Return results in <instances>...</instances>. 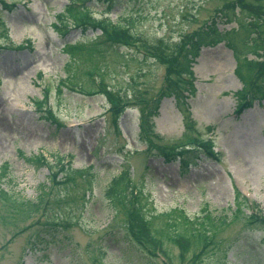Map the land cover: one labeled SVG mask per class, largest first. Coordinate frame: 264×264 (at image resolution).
<instances>
[{"label":"rangeland","instance_id":"1","mask_svg":"<svg viewBox=\"0 0 264 264\" xmlns=\"http://www.w3.org/2000/svg\"><path fill=\"white\" fill-rule=\"evenodd\" d=\"M71 3L0 0V175L3 167L6 171L0 183L36 200L50 173L47 166L26 159L37 154L50 160L65 156V162L71 159L75 169L84 171L50 194L47 219L73 223L69 228L60 224L55 239L33 246L42 225L17 234L33 219L17 224L0 219V264H96L93 258L105 264H166L127 251L109 233L116 210L105 188L125 168L148 197L150 213L184 209L195 216L206 203L213 210L234 209L238 186L264 214V90L257 94L251 89L252 84L264 88V65L253 64L244 75L237 71L239 61L264 62V0L86 2L93 17L129 26V44L113 45L98 28L84 29L68 20L69 27L62 26L60 15ZM214 21L222 40L203 47L193 69L195 94L180 105L175 96L161 98L182 44ZM21 44L25 47L18 48ZM70 74L79 86H60ZM90 89L98 92L90 94ZM244 89L248 106L238 112ZM47 95L39 108L35 101ZM49 109L53 119L47 118ZM151 139L176 154L187 149L190 139H213L222 156L194 157L184 168L179 159L167 160L150 150ZM60 195L67 199L57 205L54 199ZM8 214L9 208L0 204V217ZM123 217L119 212L117 219ZM155 225L163 226L162 220ZM220 236L232 245L227 258L215 247L200 260L193 262L190 253L181 262L178 247L172 246L171 264H264L262 226L238 221Z\"/></svg>","mask_w":264,"mask_h":264},{"label":"trees","instance_id":"2","mask_svg":"<svg viewBox=\"0 0 264 264\" xmlns=\"http://www.w3.org/2000/svg\"><path fill=\"white\" fill-rule=\"evenodd\" d=\"M90 0H72V3L67 6V13L61 14L59 22L64 27H69L71 22L77 26H92L102 31V38L108 43L113 45L114 42H128L131 40L129 26H121L119 23H115L109 17L95 18L93 17L91 9L85 5ZM77 3V4H76ZM9 8L11 6H8ZM68 14V15H66ZM66 20L70 22L67 23ZM131 23V22H130ZM221 32L217 27V23L214 21L206 28L201 29L191 35L187 42L182 44L179 55L180 57L172 61L169 68L168 84L163 91V96H175L178 104L186 101L185 97L195 94L196 89L194 81L192 79L194 74V65L197 63L198 58L201 55L203 47L208 45H214L222 40ZM226 34L223 33V40H225ZM104 43V41H102ZM231 46V44H230ZM25 44H21L18 48H24ZM235 49V46H231ZM72 50H76L77 47H72ZM156 50H159L156 48ZM160 49H162L160 47ZM238 52V49H235ZM160 51V50H159ZM149 53H151L149 51ZM162 53V52H161ZM167 56L166 54L162 53ZM169 59V57L167 58ZM247 61L245 63H238V73L244 75L246 69H252L253 64L264 65V62ZM261 74H264V66L261 69ZM94 72L88 71L89 76ZM75 79V74H70L66 80L61 81V85L69 83V85L77 87L78 83L72 81ZM68 80V82H67ZM81 88V87H80ZM251 89L257 94H263V86L256 84L251 86ZM59 93H62V87L58 89ZM81 91V90H80ZM90 94H95L94 89L87 91ZM246 89L240 92L242 100L238 112L243 107H247L248 103L245 101ZM188 94V95H186ZM160 98V100H161ZM48 100V95L45 99L36 100V104L39 108H42ZM157 112L159 108V102L156 104ZM48 119H53V110H48ZM119 113V112H117ZM198 139L189 140L186 148L183 151L174 153L167 152L166 146L163 147L153 139L150 140L149 149L156 150L161 155H166L167 160L173 161L179 159L184 168H188L195 158H200L205 155L208 158L220 160L221 153L216 151L214 142L212 140ZM195 142V143H194ZM190 146V147H189ZM28 162L34 163L36 166H47L50 170L48 183L44 182L39 187V192L36 200H29L22 198L21 196L11 193L2 187L0 183V204L9 208V214L4 218L0 217L3 222L15 223L17 221H27L33 219L30 224L25 227H20L17 234L25 232L32 228L35 224L42 225L41 228H37V232L34 237V244L37 242L48 240V238L55 239L56 233L60 224H63L64 228H69L73 225L70 220H64L62 218L47 219L52 210L49 205L52 198L50 194L57 185H66L77 180L78 175H83V169H75L70 162H65V157L55 160L54 162L49 160L44 154L32 155L26 157ZM3 172L0 178L6 173L3 167ZM89 176V172L85 177ZM88 189L84 190L86 193ZM57 196L54 202L58 205L61 201H66L67 196ZM105 197L109 200L110 204L116 210L114 221L109 226V233L112 235V239L116 242L124 245L127 251L137 250L144 257L157 258V255L163 256L168 260L172 259V246L178 247V258L181 262H186V258L190 253L192 254V261L200 260L202 255L209 252L215 247L221 248L224 251V256L227 258L229 248L232 245L226 246L223 238L220 235L233 223L242 221L245 225L253 228L256 225H260L264 228V214H261L256 203L252 202L248 197L241 193L238 189H235V208L231 206L224 207L223 209L213 210L209 203H206L199 214L190 216L184 209H176L172 213H158L154 211L149 212L148 209V197L145 195L144 190L139 188L129 168H125L122 172L111 179L109 184L105 188ZM84 198V197H83ZM71 199V198H70ZM119 212L124 213V217L117 219ZM38 215L37 218H35ZM44 217V221L41 219ZM167 219L165 220V218ZM46 219V221H45ZM157 220H162L163 226L158 227L155 225ZM62 227V228H63ZM48 237V238H47ZM123 241V242H121ZM33 242V240L31 241ZM120 245V247H123ZM199 248V252L196 249ZM105 253H101V258L104 259ZM94 256H92L93 258ZM95 259V258H93ZM100 264L105 262L100 261ZM189 264V263H186Z\"/></svg>","mask_w":264,"mask_h":264}]
</instances>
